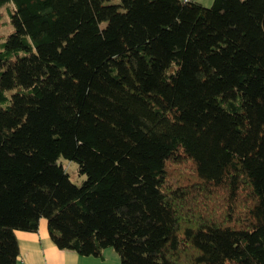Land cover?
Instances as JSON below:
<instances>
[{
  "label": "trees",
  "instance_id": "16d2710c",
  "mask_svg": "<svg viewBox=\"0 0 264 264\" xmlns=\"http://www.w3.org/2000/svg\"><path fill=\"white\" fill-rule=\"evenodd\" d=\"M7 3L0 264L42 218L80 256L264 264V0Z\"/></svg>",
  "mask_w": 264,
  "mask_h": 264
},
{
  "label": "crops",
  "instance_id": "0c3cea01",
  "mask_svg": "<svg viewBox=\"0 0 264 264\" xmlns=\"http://www.w3.org/2000/svg\"><path fill=\"white\" fill-rule=\"evenodd\" d=\"M205 6L212 0H190ZM18 256L16 264H107V258L80 256L74 251L59 250L51 241L45 219H40L36 232L16 231ZM113 259V258H112Z\"/></svg>",
  "mask_w": 264,
  "mask_h": 264
},
{
  "label": "rangeland",
  "instance_id": "374dc122",
  "mask_svg": "<svg viewBox=\"0 0 264 264\" xmlns=\"http://www.w3.org/2000/svg\"><path fill=\"white\" fill-rule=\"evenodd\" d=\"M212 1L205 3V7H209ZM13 10L12 4L7 3L0 7V43L4 41L5 37L12 31V26L10 24V13ZM59 162L65 168L69 180L75 185H81L84 181L85 176L78 173V167L76 162L69 161L63 157L59 158ZM185 168V166H184ZM186 170V169H185ZM104 256L107 258V264H121L118 255L112 248H106L103 250ZM113 258V259H112Z\"/></svg>",
  "mask_w": 264,
  "mask_h": 264
},
{
  "label": "built area",
  "instance_id": "2783aa9c",
  "mask_svg": "<svg viewBox=\"0 0 264 264\" xmlns=\"http://www.w3.org/2000/svg\"><path fill=\"white\" fill-rule=\"evenodd\" d=\"M183 3H187L189 2L190 0H181Z\"/></svg>",
  "mask_w": 264,
  "mask_h": 264
}]
</instances>
